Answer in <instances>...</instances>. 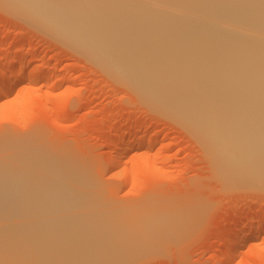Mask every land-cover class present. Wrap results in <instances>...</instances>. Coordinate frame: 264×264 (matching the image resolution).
Instances as JSON below:
<instances>
[{"label": "bare ground", "instance_id": "6f19581e", "mask_svg": "<svg viewBox=\"0 0 264 264\" xmlns=\"http://www.w3.org/2000/svg\"><path fill=\"white\" fill-rule=\"evenodd\" d=\"M128 1L115 12L106 0H1L195 134L224 183L264 187V0ZM5 144L0 264H120L171 227L154 206H108L56 159L30 160Z\"/></svg>", "mask_w": 264, "mask_h": 264}, {"label": "rangeland", "instance_id": "374dc122", "mask_svg": "<svg viewBox=\"0 0 264 264\" xmlns=\"http://www.w3.org/2000/svg\"><path fill=\"white\" fill-rule=\"evenodd\" d=\"M106 1L115 12L129 2ZM1 3L0 78L21 68L0 96L4 152L10 143L30 160L56 159L108 206H154L169 215L171 227L145 251L124 252L120 264H264V187L224 183L195 134L74 45ZM123 151L114 166L113 155Z\"/></svg>", "mask_w": 264, "mask_h": 264}]
</instances>
